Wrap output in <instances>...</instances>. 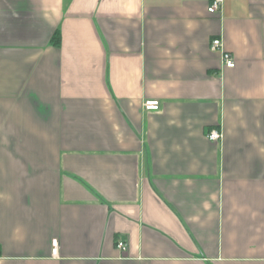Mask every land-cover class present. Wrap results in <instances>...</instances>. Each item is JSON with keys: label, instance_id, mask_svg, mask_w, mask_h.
Wrapping results in <instances>:
<instances>
[{"label": "crops", "instance_id": "1", "mask_svg": "<svg viewBox=\"0 0 264 264\" xmlns=\"http://www.w3.org/2000/svg\"><path fill=\"white\" fill-rule=\"evenodd\" d=\"M209 3L0 0V264H264V0Z\"/></svg>", "mask_w": 264, "mask_h": 264}, {"label": "built area", "instance_id": "2", "mask_svg": "<svg viewBox=\"0 0 264 264\" xmlns=\"http://www.w3.org/2000/svg\"><path fill=\"white\" fill-rule=\"evenodd\" d=\"M222 7V0H210V3L207 8V12L210 14H215L220 12ZM212 51L219 52L221 55V63L224 68L231 69L235 66V60L233 56L224 51L222 49V42L220 39H215L211 42L210 46ZM143 110L148 112V111H157L159 109V103L157 101H145L142 104ZM206 139L210 142H219L221 140V132L218 130H211L206 134ZM117 248L123 250L124 249V244L123 243H118ZM56 242H52V255L56 253Z\"/></svg>", "mask_w": 264, "mask_h": 264}, {"label": "trees", "instance_id": "3", "mask_svg": "<svg viewBox=\"0 0 264 264\" xmlns=\"http://www.w3.org/2000/svg\"><path fill=\"white\" fill-rule=\"evenodd\" d=\"M52 43L54 46H57L59 44V36L57 33H55L52 37Z\"/></svg>", "mask_w": 264, "mask_h": 264}]
</instances>
